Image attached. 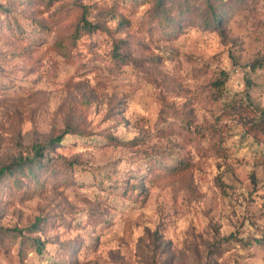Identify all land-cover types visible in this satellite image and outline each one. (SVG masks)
<instances>
[{
	"label": "rangeland",
	"instance_id": "obj_1",
	"mask_svg": "<svg viewBox=\"0 0 264 264\" xmlns=\"http://www.w3.org/2000/svg\"><path fill=\"white\" fill-rule=\"evenodd\" d=\"M23 1L0 0V166L36 146L44 167L0 182V227L37 222L44 251L0 241V264H264V0H214L216 29L203 0H172L169 35L156 0H78L103 30L66 53L71 0ZM25 18L48 35L8 43ZM73 128L88 137L49 143Z\"/></svg>",
	"mask_w": 264,
	"mask_h": 264
},
{
	"label": "trees",
	"instance_id": "obj_2",
	"mask_svg": "<svg viewBox=\"0 0 264 264\" xmlns=\"http://www.w3.org/2000/svg\"><path fill=\"white\" fill-rule=\"evenodd\" d=\"M66 0H25L23 1V4H26V7H30L32 4L31 2H42L45 6L50 7L54 3H62ZM78 0H71V3L66 4L67 8H59L57 14L58 16L61 15L63 18H74V23L72 25V31L69 35H63L60 39H57L52 45V47L55 48L56 51L61 53H66L73 44H75L78 39L82 35H92L95 33H101L102 26L99 21H97L94 18H90V8L86 4L78 3ZM127 1V0H126ZM131 1H138V0H130ZM168 1V2H166ZM195 0H180L178 4H176L177 8H180V12L187 13L191 12V6L188 5V3H191ZM172 0H156V4L159 6L157 8L158 11V17L156 21V26L159 25L161 27H164L165 29H168L165 32V35H169L174 33L175 31L170 28L172 27V22L170 21V18H166L167 10L162 7L165 4H168V6H172L173 3H171ZM221 3L225 2V0H221ZM182 3V4H181ZM203 4L205 5V11L208 15V28L216 29L218 25L221 23V21L224 19V12L219 13L217 11V7L214 0H203ZM12 6V5H11ZM11 6L9 5L7 8L3 9L5 14H10L12 12ZM166 7V6H165ZM167 8V7H166ZM190 8V9H189ZM169 10V8H168ZM171 11V10H170ZM203 10V14H206ZM75 17H72L74 16ZM108 14V13H107ZM110 16L112 19H115L114 13L110 12ZM61 18L57 17L58 20H61ZM30 25L31 29L28 31H25V27L21 26H14L13 30H9V34L7 35L8 43L10 44H28V45H37L38 43H34L36 36L40 38V41L42 40V36L48 35L46 33L45 26L42 21H39L37 19L33 18H25ZM119 23H123L122 21H119ZM7 25V24H6ZM31 40V41H30ZM119 43L117 41L113 42V57L117 60L122 59V55L118 53ZM254 67V66H253ZM215 86H223L222 81H217ZM89 134V133H88ZM88 134L86 132L81 131L79 128H73V129H65L51 139L49 141L50 144L53 145H61L63 140L68 135H73L76 137H88ZM108 141L111 139L108 138ZM129 142H125L124 144H127ZM34 155L33 158H17L16 160H13L9 162L8 164H5L3 166H0V182H3L6 184V190H19L22 183L26 185L28 188H34L37 187L40 184L41 176L38 174L37 169L39 167L43 168L42 166L44 162V157L41 153L42 147H33ZM186 166H181L178 169H163L165 171L169 170L168 176L177 175L178 173L185 170ZM159 175L162 177L164 175V172H160ZM264 230V229H263ZM38 231L37 222H34L29 228L26 230H19L15 227L13 228H2L0 227V241L4 242L5 244H12L19 246L18 254L23 253V248H30L33 250L34 253L38 255H42L44 251V244L38 240V239H31L24 235V232L29 233H35ZM264 234V233H263ZM261 242V241H257Z\"/></svg>",
	"mask_w": 264,
	"mask_h": 264
}]
</instances>
